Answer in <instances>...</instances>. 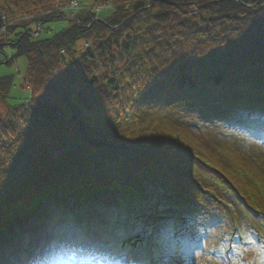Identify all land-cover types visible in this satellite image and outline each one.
I'll list each match as a JSON object with an SVG mask.
<instances>
[{
    "label": "trees",
    "instance_id": "obj_1",
    "mask_svg": "<svg viewBox=\"0 0 264 264\" xmlns=\"http://www.w3.org/2000/svg\"><path fill=\"white\" fill-rule=\"evenodd\" d=\"M70 1L0 0L14 52L7 67L25 59L30 88L0 120V223L11 207L56 185L98 188L100 198L111 194L106 185H119L140 198L135 210L127 204L144 224L154 215L158 227L194 233L202 228L192 218L200 188L222 178L264 213V167L244 157L241 140H222L221 123H229L217 116L232 111L237 119L241 100H264V0H77L88 8L33 40L36 25L66 18L54 6ZM108 2L110 15L87 28L97 17L92 7ZM12 84V76L0 78L4 104ZM198 101L215 127H192L199 119L188 107ZM156 179L171 193L156 191ZM79 197L81 210L94 198ZM94 221L97 213L85 226Z\"/></svg>",
    "mask_w": 264,
    "mask_h": 264
},
{
    "label": "rangeland",
    "instance_id": "obj_2",
    "mask_svg": "<svg viewBox=\"0 0 264 264\" xmlns=\"http://www.w3.org/2000/svg\"><path fill=\"white\" fill-rule=\"evenodd\" d=\"M108 15H110V11H106L102 13L100 16L104 17ZM61 28H64V25L62 23L56 24V26L54 27V32H59ZM52 33L53 32L51 31H49V33L47 34L43 33L42 39L51 37ZM25 68H26V61L23 58L17 59L16 63L12 67L0 66V77H6V76L14 77V83H13L12 90L10 92L9 100H8L9 105L17 104L19 101H22L25 97V93H23L24 90L20 88L21 86L20 76L24 74ZM7 111H8L7 105L0 101V120L5 121V116L7 114ZM232 136L233 135H230V137L227 139L222 138V140L229 142V143H232V142L235 143L237 142V140H240L239 136L237 135L233 137ZM240 147H241V153L244 155L245 158H249L250 161L256 167H260V168L264 167L263 166L264 165V145L263 144H259L257 143V141L251 140L250 138L248 139L245 138V139H241ZM215 234H216V231H213L210 234L209 241L214 237ZM49 252H50L49 248H46V250L43 253L37 252L36 255L37 257L39 256V259L41 260V258ZM186 259H188L190 262L191 259L192 261H194L196 258L194 256L193 257L186 256ZM0 262L1 264H16V261L14 259H10V260L8 259L7 261H0ZM22 262L24 263L25 261L21 260V263ZM29 263H34V262L32 260V261H29ZM197 264H202L201 259L198 260Z\"/></svg>",
    "mask_w": 264,
    "mask_h": 264
},
{
    "label": "clouds",
    "instance_id": "obj_3",
    "mask_svg": "<svg viewBox=\"0 0 264 264\" xmlns=\"http://www.w3.org/2000/svg\"><path fill=\"white\" fill-rule=\"evenodd\" d=\"M39 264H96L92 254H84L67 249H56L45 254ZM103 264H120L118 258L107 256Z\"/></svg>",
    "mask_w": 264,
    "mask_h": 264
},
{
    "label": "bare ground",
    "instance_id": "obj_4",
    "mask_svg": "<svg viewBox=\"0 0 264 264\" xmlns=\"http://www.w3.org/2000/svg\"><path fill=\"white\" fill-rule=\"evenodd\" d=\"M13 208V211H15L16 207H12ZM43 212L45 213V211L43 210ZM38 259H39V256H38ZM40 260V259H39Z\"/></svg>",
    "mask_w": 264,
    "mask_h": 264
},
{
    "label": "water",
    "instance_id": "obj_5",
    "mask_svg": "<svg viewBox=\"0 0 264 264\" xmlns=\"http://www.w3.org/2000/svg\"><path fill=\"white\" fill-rule=\"evenodd\" d=\"M95 22H100V20H96ZM95 22H94V23H95Z\"/></svg>",
    "mask_w": 264,
    "mask_h": 264
}]
</instances>
